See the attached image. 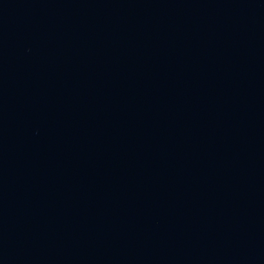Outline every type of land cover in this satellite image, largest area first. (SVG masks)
Listing matches in <instances>:
<instances>
[{
	"label": "water",
	"instance_id": "obj_1",
	"mask_svg": "<svg viewBox=\"0 0 264 264\" xmlns=\"http://www.w3.org/2000/svg\"><path fill=\"white\" fill-rule=\"evenodd\" d=\"M0 264H264V0H0Z\"/></svg>",
	"mask_w": 264,
	"mask_h": 264
}]
</instances>
